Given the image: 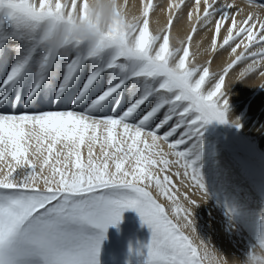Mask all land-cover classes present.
Wrapping results in <instances>:
<instances>
[{"label": "snow or ice", "instance_id": "6c2138e0", "mask_svg": "<svg viewBox=\"0 0 264 264\" xmlns=\"http://www.w3.org/2000/svg\"><path fill=\"white\" fill-rule=\"evenodd\" d=\"M124 7L118 0H0V16L16 30L0 37V51L9 39L20 43L5 88L31 75V100L63 68L62 93L87 62L92 73L81 80V95L105 71L119 80L87 113L0 111V264H99L107 230L128 210L151 231L145 264H264V224L243 258L230 260L198 234L193 198H211L200 165L203 130L212 123L241 129L232 88L264 79V0H142L133 20ZM156 13L166 14L164 24ZM185 24L186 40L170 47L174 26ZM200 33H211L205 53H227L217 72L211 59L187 63ZM129 80L139 98L122 115H92ZM254 88L264 91V83ZM146 101L154 106L131 123Z\"/></svg>", "mask_w": 264, "mask_h": 264}, {"label": "bare ground", "instance_id": "6f19581e", "mask_svg": "<svg viewBox=\"0 0 264 264\" xmlns=\"http://www.w3.org/2000/svg\"><path fill=\"white\" fill-rule=\"evenodd\" d=\"M118 2L122 5H125L124 11L127 13V18L129 20H133L134 17L140 15V6L142 4V0H126V3L125 0H118ZM154 2L163 3V0H154ZM155 15L159 16L161 24L165 23L164 16L166 14L156 13ZM156 28L157 25L153 22V14H150V32H153L154 34V30ZM189 28L190 25L187 24H185L183 30H180L179 28L174 26L170 34V47L178 46V42L181 39L186 40ZM15 31L16 30L12 23L3 16H0V37H11L12 35H14ZM202 37H204L203 33L194 36L192 43L189 45L190 58L187 63L204 62L211 59L213 61L211 64V71L217 72L222 67L223 62L227 57V53H225L223 56L216 55L215 57H213V55L210 53H205L204 49L208 47L211 33H208L206 38L202 39ZM197 45H199V47H197ZM19 49L20 43L14 39H9L7 41L6 49L4 51H0V95H3L5 97L4 99H0V111L7 110L10 114H22L29 112L39 114L69 110L79 113H87L92 109V105L98 99V96L103 94L102 90H107L110 86H115V84L119 83L118 79H114L109 72L105 71L101 73V76L95 81L92 87L89 88L86 93L81 95L84 88V85L81 84V80H84L86 82L89 75L92 73V64L91 62H87L83 65L72 82L64 88V91L62 93L59 91V89L63 86L62 82L65 78L63 68H61L56 75H49L45 82L42 84L37 94L33 96L31 100H29V96L32 94V89L35 85V78L33 76L26 75L18 83L9 85L7 86V88L4 87V81L7 79L12 67L17 63L19 59L17 55ZM5 51L8 53V55H5ZM193 55H195V61H193ZM234 77L235 73L231 74L229 83L234 82ZM260 83H264V79L257 78L250 84V86L243 83L234 85L232 88L231 108L232 114L235 116H239L242 119L243 127L240 129V131L244 139L253 138L256 141L257 152L255 151L254 154L256 159L263 160L264 134H261L259 130L261 128H264V91L254 88ZM131 89L132 81L129 80L123 88L114 93V99L109 98V100L105 101L98 109L92 111V115L97 117H115L117 116V114L122 115L123 111H125L132 103L135 102L136 99L139 98V94H133ZM89 97H91V99H89ZM152 106H154V102L152 105H148V102L146 101L145 105L141 106L143 112L138 110L137 113L132 117L130 122L133 124L138 123L139 119H142L143 115L146 114L147 111H150ZM162 113L163 109L161 110V113H157V115L153 117V121L149 123V128L153 127L154 124H158L160 120L163 119ZM249 143L250 142H248V144ZM248 144H245L247 145V148ZM251 144L252 143H250V145ZM98 151L99 149H97V153ZM83 153L84 159L86 160V147L83 149ZM205 163L213 166V168L217 171L218 177L220 179H225L226 182L224 184L228 182L225 187H223L222 185V188L227 190L232 196H235V200L242 203L240 204L241 206L244 204L245 212L248 211L250 214H252V216L254 215L253 217H255L260 222V225L262 227V224H264V193L262 195L256 192V188L257 190H259V188L257 187L259 185L256 184L259 183L256 182L255 184H252L250 182V184L249 181L245 179V175L243 176L242 172H240V168H237L235 162L231 160L228 152L222 151V149L215 146L209 125L203 130L202 148L200 151V165H203ZM215 174L216 173H214V175ZM251 185L256 186L254 187ZM219 190L221 191L222 189ZM227 191L225 192L227 193ZM223 196L224 195H222V197ZM193 198L199 201V207L202 208V215L206 216L208 212L207 206H209L210 203L209 200L204 203L202 200H199L198 196H193ZM239 203L237 202L238 205ZM236 208L234 207V209ZM210 211H213V209H211ZM237 212L235 211L234 213ZM126 222H129L128 219ZM216 225V233L220 236L222 242L221 246H225V239L227 238L228 234L224 230L222 223L216 222Z\"/></svg>", "mask_w": 264, "mask_h": 264}, {"label": "rangeland", "instance_id": "374dc122", "mask_svg": "<svg viewBox=\"0 0 264 264\" xmlns=\"http://www.w3.org/2000/svg\"><path fill=\"white\" fill-rule=\"evenodd\" d=\"M209 126L211 129V134L215 146L222 149V151L228 152V155L231 157V160L235 162L237 168H240V172H242L243 176L245 175L244 177L247 181H249V183H259L256 184L259 185L257 186L259 190H257L256 188V192L258 194L263 195L264 157L263 160L256 159L254 155L255 151L257 152V145L255 139H244L240 129L237 130V128L232 127L229 124L221 125L219 123H212L209 124ZM248 142L252 144L250 145V143L248 144ZM246 143L248 144V148L247 145H245ZM201 170L204 176L205 185L209 191V195L211 198L209 199V206H207L208 212L206 216L202 215V208L198 207L194 210L196 230L201 237L209 240L215 246L216 249L222 252L225 256L229 257L230 260L238 261V259L243 258L245 252L249 250L250 244H252L257 232L261 228L260 222L255 217H253L254 215L252 216V214H250L247 210V212H245L244 204L241 206L240 204L242 203L240 201H236L235 196H232L227 190L222 188V185L223 187H225L228 182L224 184L226 182L225 179H220L218 177V173L212 165L205 163L201 165ZM213 172L216 173V176ZM218 179L222 182H219ZM210 183L213 184L211 185ZM256 185L251 186L255 187ZM219 189L222 190L220 191ZM225 191H227V193ZM222 195L224 196L222 197ZM230 195L232 199L230 198ZM160 202L165 203L163 198H161ZM237 202H240V206L237 204ZM165 206L167 207L166 203ZM234 207L237 208L234 209ZM211 209H213V211H210ZM235 211L238 212L234 213ZM130 215L133 216L131 217ZM127 219L129 222H126ZM216 222L222 223L224 230L228 234L227 238L225 239V246H221V238L216 233ZM97 231L98 230L95 229L91 230L92 233H95ZM150 240L151 231L146 225L142 223L139 215L132 210L125 211L122 214V221L119 223V225L115 227H109V229L107 230L106 238L101 243L99 264H145V256L143 255V253H146V245L150 242Z\"/></svg>", "mask_w": 264, "mask_h": 264}, {"label": "clouds", "instance_id": "9594fccd", "mask_svg": "<svg viewBox=\"0 0 264 264\" xmlns=\"http://www.w3.org/2000/svg\"><path fill=\"white\" fill-rule=\"evenodd\" d=\"M92 3H95V0H92ZM107 9L105 10V15H107ZM82 36H88V34L86 33V31H84L83 29H81V32L79 33Z\"/></svg>", "mask_w": 264, "mask_h": 264}]
</instances>
